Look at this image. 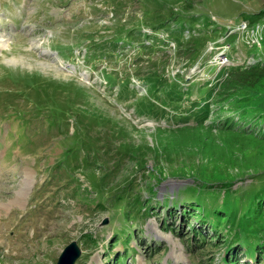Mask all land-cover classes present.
Instances as JSON below:
<instances>
[{
  "label": "rangeland",
  "instance_id": "374dc122",
  "mask_svg": "<svg viewBox=\"0 0 264 264\" xmlns=\"http://www.w3.org/2000/svg\"><path fill=\"white\" fill-rule=\"evenodd\" d=\"M183 7L191 20L168 31ZM261 10L264 0H0V264H55L72 241L74 264H226L230 230L214 231L212 214L244 215L264 185ZM244 65L229 82L240 109L201 108L205 86ZM66 150L76 168L54 167ZM124 185L155 211L129 223V238L110 197ZM173 202L177 216L201 204L206 240L220 238L196 244L199 220L172 217ZM245 258L264 264V253Z\"/></svg>",
  "mask_w": 264,
  "mask_h": 264
},
{
  "label": "trees",
  "instance_id": "16d2710c",
  "mask_svg": "<svg viewBox=\"0 0 264 264\" xmlns=\"http://www.w3.org/2000/svg\"><path fill=\"white\" fill-rule=\"evenodd\" d=\"M236 1V0H235ZM239 1V0H237ZM186 7L183 8H178L176 10H173L172 14L169 15V18L166 19L170 22L165 23L164 25L169 27L170 30L168 31H173V27L177 24H181V20L180 18H183V21H189L191 20V18L185 14L181 15V10H183ZM264 10H261V12ZM260 12V13H261ZM247 17L244 16L242 17V19H238L237 17L234 18L235 20V24L234 25H238L240 24V21H244V20H252L253 19V12L252 11H248L246 12ZM259 14V13H258ZM179 15L180 18L178 17ZM204 24L207 27H210V29L213 31L215 30V23H212L211 19H204ZM155 25V24H154ZM153 25V26H154ZM183 25V23H182ZM216 36L212 35V38H215ZM217 38V37H216ZM246 70V65L244 66H238L236 67H231L230 72L228 73V75L226 77H224L218 85V88L215 89V91H212V89L209 87L208 85H206L205 87L210 90V100L209 97H207V99L204 98H200L198 99V103H204L201 108L203 106H208V107H214V113L215 115H219L222 111H229L231 109L233 110H239L240 107L242 106L241 103V96L238 93V91H236L235 88H233L231 85V83H229L232 78L236 75V74H240L245 72ZM179 92V91H177ZM176 92V93H177ZM227 103L228 108H223L222 105ZM253 106L251 105L250 108H252V110L254 109H259V107L256 106V108L254 107L255 103H259L258 101H252ZM222 107V108H221ZM247 116L249 112H246ZM251 113H253L251 111ZM246 116V117H247ZM233 120L229 119L224 123L220 124H216V130L218 131H232L236 128V126L238 125L239 121H240V115H239V119L238 121L235 123H231ZM223 124V125H222ZM198 127L200 125H205V122H198L197 123ZM208 126V125H207ZM211 127V125L209 126ZM77 154V152L71 153L66 150L65 151V161L63 162H58L56 165H54V167H58V168H66L69 169L71 167L76 168V164L74 162V157ZM133 154V153H132ZM143 155L144 154H136L135 156L137 157L136 159L140 162V160H142L140 163H143ZM140 157V158H138ZM144 164V163H143ZM130 187V185H124L123 188H121L118 192V194H114L111 195L110 197L113 199L114 198V207H115V216H118L117 211H120V213H122V219L124 222H127L126 224V228H122L121 230H119V234L121 235L122 233H124L125 236H127L128 238L131 237V235L133 234L134 230L130 228V224L129 223H134L139 217H144L147 216L150 212H152V204H151V198L149 196L144 197L143 193L141 191H138L139 188H134L133 186H131L130 189L127 188ZM127 191V192H126ZM133 192V194H131ZM150 194H155V191L150 189L148 191ZM230 194V192L228 191V195ZM251 201H252V206L250 208H248L247 212H245L244 215L240 216L237 218L238 213L236 212H231V214L224 216L222 213H226V208L222 209V208H217V210H215V212L212 214L213 220H211V223L214 225V231H216V226L218 224H223L224 226L226 225L227 228L230 230L229 234L231 235L230 239L225 240L224 238L221 240L220 236H218L217 232H213V236H211V240H206L208 238L207 233L203 232V223H205L206 217L205 215H208L210 213V211L205 212V209L202 208V205H197L194 206L195 204L190 203L189 205H184V207L186 208L184 211L186 212V214H184V211H180L179 215H176V210H174L173 208L178 206L176 202H173V205L169 208L168 213L170 215H172V217H184L183 219V223H186L188 220L189 216L195 217L199 220L198 223H200V226L198 227H194L192 226V238L196 241V244L198 243H204L209 242L210 244H213V239L217 238L219 239V243L222 244L225 243V241L228 243V248L226 251V254H224L222 256V259L226 264H250L249 259H246L245 256H247L248 258H255V261L259 260L260 258H262V254L264 253V185H260L257 190L253 193V195L251 196ZM124 203V204H122ZM189 206V209H187V207ZM200 210H203V212H200ZM224 210V211H222ZM175 211V212H174ZM222 211V212H221ZM155 212V211H154ZM152 212V213H154ZM208 213V214H207ZM216 219V220H215ZM220 219V220H219ZM225 220V221H224ZM224 221V222H223ZM191 225V224H189ZM188 225V227H189ZM191 227V226H190ZM190 234V233H189ZM188 234V236H189ZM118 235V234H117ZM139 237H141V235L139 234ZM89 239H91V237H88ZM117 238V237H116ZM92 240H94L92 238ZM241 240V245L240 246H235L234 245L238 242H240ZM126 242H128V239L126 240ZM218 243V244H219ZM231 246H233V248H230ZM244 261V262H243ZM117 262L119 264H125L124 261V257H122L121 259H118Z\"/></svg>",
  "mask_w": 264,
  "mask_h": 264
},
{
  "label": "water",
  "instance_id": "95a60500",
  "mask_svg": "<svg viewBox=\"0 0 264 264\" xmlns=\"http://www.w3.org/2000/svg\"><path fill=\"white\" fill-rule=\"evenodd\" d=\"M81 254V248L76 241L69 243L61 252L55 264H74Z\"/></svg>",
  "mask_w": 264,
  "mask_h": 264
},
{
  "label": "bare ground",
  "instance_id": "6f19581e",
  "mask_svg": "<svg viewBox=\"0 0 264 264\" xmlns=\"http://www.w3.org/2000/svg\"><path fill=\"white\" fill-rule=\"evenodd\" d=\"M4 40H5V39H4ZM6 45H7V42H6V41H0V48L5 47ZM25 182H26V184L28 185L30 181L27 179ZM29 185H30V184H29ZM23 191H24V190H22V191L20 192V194H22Z\"/></svg>",
  "mask_w": 264,
  "mask_h": 264
}]
</instances>
